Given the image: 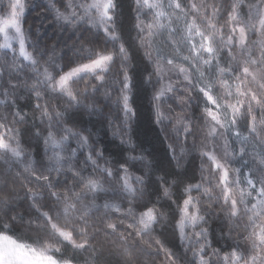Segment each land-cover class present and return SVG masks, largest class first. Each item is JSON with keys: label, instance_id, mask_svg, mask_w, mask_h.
<instances>
[{"label": "snow or ice", "instance_id": "obj_1", "mask_svg": "<svg viewBox=\"0 0 264 264\" xmlns=\"http://www.w3.org/2000/svg\"><path fill=\"white\" fill-rule=\"evenodd\" d=\"M121 6L0 0V264H77L82 253L106 264L100 235L123 264H264V0H132L131 43ZM40 7L48 15L29 23ZM61 46L74 58L58 56ZM133 48L174 162L164 175L130 134ZM85 116L117 125L119 159L105 156ZM189 155L198 180L183 174ZM213 215L235 237L226 250L208 241ZM168 222L187 242L183 259L159 238Z\"/></svg>", "mask_w": 264, "mask_h": 264}, {"label": "trees", "instance_id": "obj_2", "mask_svg": "<svg viewBox=\"0 0 264 264\" xmlns=\"http://www.w3.org/2000/svg\"><path fill=\"white\" fill-rule=\"evenodd\" d=\"M39 1H43L46 5L47 0H28L29 4L38 5ZM46 1V2H45ZM122 15L120 16V22L123 24L125 29V38L131 43L136 38V30L133 27L135 24V15L136 13L132 10V0H122ZM42 8L34 9L33 13L36 16V12L39 11L43 15H47L46 12H41ZM30 19V17H29ZM30 22V21H29ZM70 33H64L63 36L66 38ZM58 37L61 35L57 30ZM70 42V41H69ZM71 45V43H69ZM63 52L67 53L68 57L74 58V54L71 51H63V49L57 53L61 55ZM134 58L129 61V71L134 77V83L136 85L133 90V107L137 111V116L133 123L130 134L133 137V142L137 145L138 151H143L145 155L151 154L149 159L152 161L153 166L157 169V175H164L165 172H170L174 168V162L169 164L171 159L170 153L167 152V141L164 140L163 134L160 133L157 125L153 123L152 120V111H151V96H152V87L145 82L147 74L144 72L145 61L142 60L143 52H136L135 48L132 49ZM63 62V61H62ZM113 99H115V93L113 94ZM198 114V113H197ZM39 123V120H37ZM83 126H86L90 130L95 132V139L100 142L99 146L104 149L105 156L110 160L119 159L122 150L125 145L121 144L120 135L117 132L114 134V129L117 125L113 124L112 127H109L106 123L99 122L98 117H87L83 119ZM28 142V138H25V143ZM33 145V150H38L39 146L36 141H31ZM184 167L182 169L184 176L187 179L196 180L200 176V160L198 156L189 155L184 158L183 161ZM171 182V181H170ZM173 197L178 198L182 186L177 188L173 187L171 190ZM148 192L152 194V198L155 200L156 196L154 194L153 188H149ZM22 203V202H21ZM161 204H164V211L168 212V205H171L172 209H175L176 205L171 204L170 200H161ZM20 211H24V208L21 207ZM207 227L209 229V242L212 248H220L226 250L228 245L234 244L236 242L235 237L229 239L227 236L228 226L222 218H217L215 215L208 218ZM223 230V234H222ZM157 233L159 238L164 240L169 247L176 252L181 259L184 256L185 247L181 245L179 237L176 232H174L171 227L170 222L166 223L162 227L157 228ZM110 247L106 249L102 248L103 258L106 264H123L122 258L117 253H110ZM190 259L189 253L187 254ZM147 260L148 257L146 256ZM152 262V261H150Z\"/></svg>", "mask_w": 264, "mask_h": 264}, {"label": "rangeland", "instance_id": "obj_3", "mask_svg": "<svg viewBox=\"0 0 264 264\" xmlns=\"http://www.w3.org/2000/svg\"><path fill=\"white\" fill-rule=\"evenodd\" d=\"M36 1L37 0H33V2H36ZM42 4L44 5L45 3L43 1L42 2L41 1L38 2V5H42ZM40 8H42L41 12H45L43 7H40ZM40 8H38V9H40ZM33 12L34 11L32 10L31 13H30V15H29V17H30V19H29L30 22L29 23H31L36 18L35 14ZM51 23L52 22L49 21L48 23L45 24L44 27H45V30H47V37L49 38V42H54L55 41V38H57L58 35H57V30L51 28ZM48 29H51V30H48ZM69 43H71V41ZM62 49H63V51H69V49L63 48L61 46V50ZM209 236H210V233H209ZM209 236H208V240H209ZM98 239H99L100 244L103 245V248L104 249H106L107 246L108 247H111L110 245H107V244L104 243L105 238L103 237V235H100L98 237ZM183 246L186 247L187 246V242H185V244ZM209 250H211V249H209ZM137 255H139V253H137ZM189 256L191 258V252H189ZM121 258H122V261H123L124 258L122 256H121ZM150 261L151 260H147L146 256L142 257V264H152V262H150ZM77 264H93V259L89 256L88 253H82L78 257Z\"/></svg>", "mask_w": 264, "mask_h": 264}]
</instances>
